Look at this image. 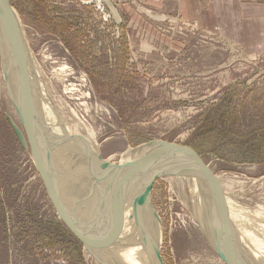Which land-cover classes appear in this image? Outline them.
I'll return each mask as SVG.
<instances>
[{
	"label": "rangeland",
	"instance_id": "1",
	"mask_svg": "<svg viewBox=\"0 0 264 264\" xmlns=\"http://www.w3.org/2000/svg\"><path fill=\"white\" fill-rule=\"evenodd\" d=\"M179 1L9 3L45 81L36 89L57 106L58 129L69 127L77 139H93L99 148L95 153L90 140L77 147L69 140L65 150L72 148V158L91 169L92 176L82 175L97 180L100 157L114 168L128 149L152 141L188 147L205 167L218 230L228 226L236 246L254 253L219 200L263 212L264 53L185 19ZM3 70L0 56V264H105L65 224L31 150L15 133L9 118L24 131ZM181 180L165 176L153 185L163 263L227 264L200 227L205 208L198 204L195 213L191 189ZM257 219L251 216L253 226H259ZM100 221L99 227L112 228ZM85 223L96 225L93 219Z\"/></svg>",
	"mask_w": 264,
	"mask_h": 264
},
{
	"label": "bare ground",
	"instance_id": "2",
	"mask_svg": "<svg viewBox=\"0 0 264 264\" xmlns=\"http://www.w3.org/2000/svg\"><path fill=\"white\" fill-rule=\"evenodd\" d=\"M17 18L18 16L11 7L8 15L10 37L7 41L3 33V21L0 14V56L5 69V71L3 70L4 76L10 97L18 105L23 119L29 125L32 137L36 142L40 161L52 179L49 183L50 195L58 208V212L75 233L86 241L87 250L100 260V263L102 261L105 264H113L109 260L111 259L115 261V264H156L155 254L159 253L160 250L162 230L156 214L153 212L152 217L147 208V203L141 200L143 186L147 179L143 175H107L103 170L97 171L99 177L97 180L82 175L84 173L89 175L91 169L85 163L81 161L78 163L72 158V148L70 149L72 144L69 140L74 139L76 147L77 145L81 146L83 141L89 143L88 140H90L89 144L93 145L95 153L99 152V148L93 139L87 137L80 138L81 140L77 139L73 129L69 127L63 128L62 131L58 129L61 128V124H59L61 119L57 106L52 98H41L36 89V85H43L45 81L39 72L38 62L29 52L25 34ZM16 65H19L18 70ZM65 70L66 68L62 67L61 71L64 72ZM13 73L15 80L12 79ZM16 87L17 92L15 91ZM22 96L23 98H21ZM23 100L27 104L23 103ZM44 108L46 109V117L43 112ZM43 116L46 121L43 120ZM13 123L23 145L26 149H30L24 133L14 121ZM68 133L71 137L68 136ZM60 135L63 137L59 139ZM66 146H70V152L65 150ZM188 159L187 156L178 151L161 150L158 145L154 147L144 145L137 149H128L123 153L119 165L114 168L140 172V174L157 173ZM138 168L139 172L136 171ZM172 175L182 179L181 181L185 182L191 189L193 210L197 214L198 204H200L197 172L194 169H189L170 174L167 177ZM139 178L142 181L138 183ZM57 179H59L60 184ZM84 186H88L87 194H84L86 191L83 189ZM205 189L207 201L204 213H202V222L206 227H209L220 250L237 261L247 264H261L264 261V206L259 208L263 209V212H257L247 208H234L226 203L228 202L226 196V198L223 197V200H219V209L225 212L226 209L230 208L231 213L227 217L248 241L249 252H254L245 254L236 246L238 244L228 226L225 225L224 228V224L221 222L223 227L218 230V216L212 210L213 199L210 197L212 191L206 183ZM83 198H86L84 203ZM207 215L209 216L208 221ZM251 216H260L261 219L257 220L261 224L258 222L259 226H253L250 220ZM90 219H93L96 224L93 227L85 223ZM103 219L106 220V224H111L112 228L99 227L98 222L101 223L100 220ZM258 223L256 222V224ZM246 227L250 228L251 231Z\"/></svg>",
	"mask_w": 264,
	"mask_h": 264
},
{
	"label": "crops",
	"instance_id": "3",
	"mask_svg": "<svg viewBox=\"0 0 264 264\" xmlns=\"http://www.w3.org/2000/svg\"><path fill=\"white\" fill-rule=\"evenodd\" d=\"M180 14L225 40L264 53V0H180Z\"/></svg>",
	"mask_w": 264,
	"mask_h": 264
},
{
	"label": "water",
	"instance_id": "4",
	"mask_svg": "<svg viewBox=\"0 0 264 264\" xmlns=\"http://www.w3.org/2000/svg\"><path fill=\"white\" fill-rule=\"evenodd\" d=\"M10 9H11V5L9 3V0H0V14L2 16V21H3V24H2L3 25V33H4L5 39L7 41L9 40V37H10V27H9V19H8ZM12 77H13L12 79L15 80L14 73L12 74ZM15 91L16 92L18 91L17 87H16ZM20 96H21V94H20ZM23 96H24V94H23ZM23 96L21 98H23ZM13 102L15 104L16 110H17L18 115L20 117L21 124L23 127V131H24L25 136L27 138L28 145L30 147L33 160L36 164V167L39 171L41 178L44 181V184L46 185L48 191H50V189H49L50 184L49 183H50V180L52 181V179L49 177V174L44 169V167L40 161L39 154H38L37 148H36V142L32 137L31 129L29 128V125H27V122L25 121V119H23L18 105L15 103L14 100H13ZM23 103H25V100H23ZM25 104H27V102ZM9 119L11 121V125H12L15 133L17 134V136L21 140V138H20L15 126H14L12 119L11 118H9ZM157 145L160 146L161 150L171 149L173 151H178V152L182 153L183 155L187 156L189 159L187 161L177 163L173 167L166 169L164 171H160L157 173H141V176L143 175L147 179L144 183V186H143V194L141 195V200L147 203V206H148L147 208L149 210V213L151 212L150 213L151 216L153 217V212H154L153 206L151 204V195H152L153 185H154L155 180H157L158 178L168 176V175L173 174V173L187 171L189 169H194L197 172L198 180H199V195H200V204L199 205H201V208H205L206 201H207L206 200L207 197H206V193H205V191H206V189H205V176L207 177V173H206L205 167L203 166V163H202L201 159L199 158V156L190 148L176 144V143H170V142H164V141H152V142L147 144L148 147H154ZM100 161H101V169L107 175H122V174H124L125 176L139 175L135 171H124V170H119L116 168L108 167L105 164V161L102 159V157H100ZM90 176H92V175L90 174ZM55 207H56V205H55ZM56 209H57V207H56ZM64 222L68 226V228L73 232V234L82 243H84L85 246L87 247L86 241H84L80 236H78L75 233V231L68 225V223H66V221H64ZM199 224H200V227L203 229L204 233L206 234V236L209 238L210 243L212 244L214 250L216 251L217 255L221 258L222 261H224L227 264H247V263H244L242 261H237L235 259H232V258L228 257L227 255H225L220 250L219 246L217 245L215 239L213 238V236L209 230V227L208 226L206 227L201 221ZM155 261H156V264H164L162 261L160 253L155 254Z\"/></svg>",
	"mask_w": 264,
	"mask_h": 264
}]
</instances>
